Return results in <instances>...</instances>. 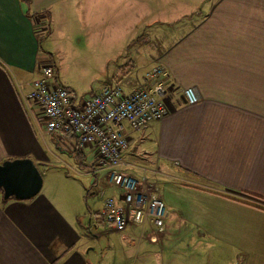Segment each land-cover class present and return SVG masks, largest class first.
<instances>
[{
  "label": "crops",
  "instance_id": "0c3cea01",
  "mask_svg": "<svg viewBox=\"0 0 264 264\" xmlns=\"http://www.w3.org/2000/svg\"><path fill=\"white\" fill-rule=\"evenodd\" d=\"M196 2L163 18L159 6L156 17L145 14L144 0H0V163L31 158L53 166V143L77 167L43 165L44 186L30 200L0 194V264H264V0ZM177 19L184 24L165 27L175 37L156 61L169 76L168 113L142 131L125 124L130 142L122 154L126 173L156 186L167 209L164 230L146 223L120 232L104 212L105 200L120 201L122 192L99 158L75 149L70 136L44 142L20 92L49 61L70 91H98L115 36L126 40ZM71 50L85 62L83 51H98L94 61L105 69L91 85L61 73ZM185 92L198 99L189 102Z\"/></svg>",
  "mask_w": 264,
  "mask_h": 264
},
{
  "label": "built area",
  "instance_id": "2783aa9c",
  "mask_svg": "<svg viewBox=\"0 0 264 264\" xmlns=\"http://www.w3.org/2000/svg\"><path fill=\"white\" fill-rule=\"evenodd\" d=\"M40 71L20 96L42 140L46 142V136L56 138L58 143L69 140L82 152L86 148L93 150L101 168L108 172L109 183L122 192L120 201L114 197L105 200L106 219L116 230L124 232L131 224L151 223L162 232L167 209L157 195L156 186L147 187L150 182L145 176L138 178L126 173L122 154L129 146L125 124L132 131H140L151 121L166 116L165 98L169 89L164 85V79L168 81L166 69L158 65L141 77L125 78L122 84H107L100 89L99 96L88 97L59 84L52 62L43 63ZM185 95L188 97L187 92ZM197 99L188 97L189 102ZM66 136L73 139L67 140Z\"/></svg>",
  "mask_w": 264,
  "mask_h": 264
},
{
  "label": "rangeland",
  "instance_id": "374dc122",
  "mask_svg": "<svg viewBox=\"0 0 264 264\" xmlns=\"http://www.w3.org/2000/svg\"><path fill=\"white\" fill-rule=\"evenodd\" d=\"M144 1H145L144 3L145 14H147L148 12H150V14L155 13V17H156V9L159 6L160 17L163 18H173L175 14L179 12L184 13L186 10L190 9V7H192L194 4H197L196 0H155V1L144 0ZM139 2H141V0H139ZM170 3H175L176 6L175 10H169L166 8V6ZM141 9L142 8L140 6L139 11H141ZM176 21H177L176 25L181 26V23L182 25L184 24V19L167 20L164 23L156 24L152 29L148 27L139 29V33L135 34L134 36H129L127 38L128 40L127 39L125 40L124 35L115 36V39L112 42V44L107 45L108 49L111 50L112 52L110 56L112 58V62H110L109 66L107 67L108 75L106 74L105 78L101 81L102 84L100 83L101 85L99 86L98 91L95 92L91 91L90 94H85V95L80 94V95H82L83 97H88L91 95L99 96L100 93L98 92L103 86L110 83L122 84L125 78L141 77L147 71H150L153 67H157V65L159 64H157L156 61L160 58L161 54L165 50V47L168 44H170L173 38L175 37V36L171 37L172 35L168 34V30L165 27L171 25V23ZM39 26L46 27V24L45 23L42 24L41 21H39ZM156 32H158V34H156ZM70 52L72 53L71 54L67 53V57L65 61H62V64H60L61 73L65 77L69 78L71 82L76 84L78 87L81 88L86 87V85L89 83L91 85V82H93L94 80V76H96L102 70L105 69V67L102 66L103 61L101 59L96 58L94 61L93 55L98 54V51H94V50L83 51L84 58H87L88 62H85L80 57L79 58L74 57L73 56L75 53L74 50H71ZM89 54L92 55L91 58L88 56ZM164 85L166 90L167 87H170L168 81L166 82L165 79H164ZM170 94H171V90L169 88L166 94L165 103ZM101 97H103V95ZM154 121H159V120H154ZM154 121H151L150 124ZM150 124H148L146 127H148ZM143 129H141L140 131H142ZM40 140L41 139H39L38 141ZM49 141L54 142L57 140L56 138H50L46 136V142L48 143ZM52 145L53 143H51V145H49L48 148L52 152V154L48 153V151L47 153L49 154L50 159L54 160V162H52V164L54 165L53 166H47L48 164L36 165L42 177V186H44L43 173L45 172L43 165L49 167L50 169L55 166H59V167L61 166L63 167L61 169L62 170L65 169V171L68 170L73 171L76 169L73 159L70 160L61 157L59 152L57 153L54 151ZM60 159L62 161L61 164H60ZM155 172H159V170H156ZM188 178L192 179L191 176ZM177 179H181V178L179 177ZM84 182L86 186L90 184L89 180H84ZM148 186H151V184H147V187ZM96 187L101 189V186H96ZM108 196H109V192H105L103 197L97 196L98 202L101 203ZM88 203H92L91 200H88ZM104 246L105 244L103 243L101 245V248L96 250V254H98V256L96 257H101V253H103L105 249Z\"/></svg>",
  "mask_w": 264,
  "mask_h": 264
},
{
  "label": "water",
  "instance_id": "95a60500",
  "mask_svg": "<svg viewBox=\"0 0 264 264\" xmlns=\"http://www.w3.org/2000/svg\"><path fill=\"white\" fill-rule=\"evenodd\" d=\"M42 188V177L31 158L8 159L0 163V194L4 201L30 200Z\"/></svg>",
  "mask_w": 264,
  "mask_h": 264
},
{
  "label": "trees",
  "instance_id": "16d2710c",
  "mask_svg": "<svg viewBox=\"0 0 264 264\" xmlns=\"http://www.w3.org/2000/svg\"><path fill=\"white\" fill-rule=\"evenodd\" d=\"M53 63V62H52ZM53 65H54V67L56 68V66H55V63H53ZM73 92V91H72Z\"/></svg>",
  "mask_w": 264,
  "mask_h": 264
}]
</instances>
